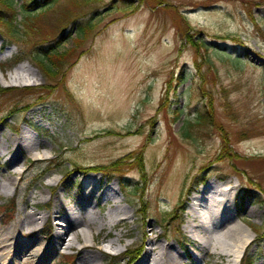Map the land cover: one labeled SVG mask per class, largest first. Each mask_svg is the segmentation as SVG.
<instances>
[{"label":"rangeland","instance_id":"1","mask_svg":"<svg viewBox=\"0 0 264 264\" xmlns=\"http://www.w3.org/2000/svg\"><path fill=\"white\" fill-rule=\"evenodd\" d=\"M33 1L0 3L17 34L0 30L6 69L0 71V179L13 173L12 183L0 187V226H10L23 203L35 202L28 210L41 216L38 229L25 236V227L17 236L44 244L36 256H14L10 264H70L67 254L82 264V242L49 249L57 232L43 226L53 203L46 182L48 176L64 181L69 200L91 175L113 185L130 211L121 225L129 235L112 247L94 244L106 250L97 264L136 263L142 229L150 228L158 243L188 252L181 264H227L217 255L197 262V241L185 231L187 202L210 180L234 185L228 222L241 219L252 231L246 230L251 242L240 257L264 263V0ZM50 49L64 55L53 75L31 57ZM21 63L36 77L15 81ZM23 130L39 151L17 149L12 139ZM7 143L17 152L14 161ZM96 166L119 172H89ZM56 216L63 218L48 215Z\"/></svg>","mask_w":264,"mask_h":264},{"label":"bare ground","instance_id":"2","mask_svg":"<svg viewBox=\"0 0 264 264\" xmlns=\"http://www.w3.org/2000/svg\"><path fill=\"white\" fill-rule=\"evenodd\" d=\"M256 24V23H255ZM257 26V24H256ZM241 45H245L240 43ZM247 48V47H246ZM264 60V58H262ZM37 73L26 63H21L12 74L15 81H23L35 78ZM17 149L23 147L26 151L40 150L35 138L27 131H22L12 139ZM10 144H6L7 153H11ZM4 149V150H6ZM0 153H3L0 150ZM6 154V153H4ZM17 152L11 153L9 159L14 161ZM44 156H36L35 159H43ZM13 173L0 179V187L6 188L12 183ZM18 178V176H16ZM84 188L79 190L74 198L66 200L63 193L66 191V183L61 179L48 176L46 188L53 196V203L50 211H45L47 217L61 214L66 226L60 230L56 229L57 238L49 245L50 250L57 251L60 248H72L75 242L83 243L80 248V262L82 264H97L101 256L103 247L95 248L94 244L102 242L112 247L116 242H120L121 237L129 235L130 232L123 230L121 225L126 224V217H129L127 207L121 205V198L113 185H102L98 175H91L84 178ZM234 185L228 183H218L210 180L206 185L194 191L186 207L185 231L197 242L192 243L195 250V260L204 262L207 256H219L226 260L227 264L237 260L243 248L251 238L246 230L251 231L244 222L239 219V223L228 222L229 214L232 212L230 203V191ZM34 197L33 194L30 195ZM32 202V201H31ZM109 203L107 210L104 203ZM37 207L35 202L23 203L16 220L10 226H0V238L7 240L12 249L6 250L0 245V264H10L14 256L23 255L27 258L36 256L43 248L44 244L40 239L25 240L17 236V231L29 236L37 230L36 223L41 216L37 212L28 210L29 207ZM46 210V208H45ZM55 225L61 223L54 221ZM97 228L96 235L92 230ZM107 229L105 236H99V232ZM113 229V230H112ZM152 228L149 229L152 232ZM111 231L113 232L111 234ZM143 230L142 242L138 244V251L141 252L140 259L134 264H181L182 259L188 257V252H183L173 243H158L156 238ZM41 233V231H39ZM252 232V231H251ZM90 234L91 243L87 242V235ZM111 236V239L105 242ZM107 237V238H106ZM1 240V239H0ZM83 240V241H82ZM264 264V263H257Z\"/></svg>","mask_w":264,"mask_h":264},{"label":"trees","instance_id":"3","mask_svg":"<svg viewBox=\"0 0 264 264\" xmlns=\"http://www.w3.org/2000/svg\"><path fill=\"white\" fill-rule=\"evenodd\" d=\"M35 1H33V2H35ZM46 1H49V0H46ZM156 1L157 2H155V3H162V0H156ZM1 2H2V0H0V3ZM23 6H24V4H23ZM0 30H4L11 37L17 35L16 32L14 31V30H16V28L14 27V25H12V20L10 18H5V16H3L1 14H0ZM181 34L185 35V33H181ZM31 57L35 61V63L39 66V68L44 70L47 75H53V73H55V71L57 70L56 69L54 71L53 68L61 67V64L63 62L62 59H63L64 55H63V53H59L57 50H51L50 49L49 51H45L44 55L35 54V55H32ZM22 60H23V57H19L16 59L13 58L12 63L9 66H12V65H14V64H16ZM2 69H4V68L0 66L1 71H3ZM1 90L4 91V92H2V94H6V92L8 90H11V88L7 87V88H2ZM203 116L204 115H201L200 118H202ZM225 154H227V153H225ZM137 160H138L137 163L140 165L141 163L139 162V159H137ZM117 163H118V160L113 161V163L111 164L113 166V168H115V165H117ZM91 170H93L95 172H101L104 174L107 173V171H111V172L118 171L119 172V169L108 170V169H105L104 166H102V167L96 166L95 168H92ZM245 194H250V192L246 191ZM253 231L255 233H258L256 230H253ZM65 259H66L67 263L70 262V264H74V260H73L74 258L72 255H65ZM245 261H246V259H245Z\"/></svg>","mask_w":264,"mask_h":264}]
</instances>
